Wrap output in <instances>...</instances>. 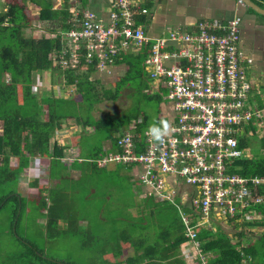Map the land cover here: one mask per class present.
<instances>
[{
  "label": "trees",
  "instance_id": "trees-1",
  "mask_svg": "<svg viewBox=\"0 0 264 264\" xmlns=\"http://www.w3.org/2000/svg\"><path fill=\"white\" fill-rule=\"evenodd\" d=\"M25 1L7 0L4 7L0 5V191L3 192L0 195V211L7 207L12 209V220L17 218L18 211V215L26 211L29 204L20 190V176L30 165L31 159L42 157L50 161V178L59 179L57 186H62L49 191L48 198L52 201L51 206L43 200L37 207L42 214L43 211H47V214L43 216L47 218L50 232L58 231L63 235L64 232L82 230L83 226L78 224V220L74 223L72 218L67 230L58 229L57 226L60 218H69L66 214L72 212L70 203L66 201L72 193L85 192L89 198L102 194L104 203L97 209L99 214L96 218L100 217L98 220L103 224L108 215L109 218L114 217L112 220L115 224L117 220H122L123 226L115 228V224H112L109 232L104 234L103 240H98L100 227L93 226L91 231L92 236L94 233L93 238L95 237L96 243L102 245L108 238L110 246L117 245L120 241V243L124 241L131 245L133 254L126 259V264L164 263L162 261L173 257L174 251L186 241L179 210L173 205L166 207V203L155 202L153 195L147 198H136L133 195L132 186L135 185L139 189L140 185L127 174L124 175L126 177L124 179L129 181L130 189L122 183L118 184L120 187L115 188L114 185L119 183L117 178L120 171H127L132 165L107 162L100 168L98 164L99 161H105L110 154L122 153L123 149L118 144V140L125 136L126 133L123 131L128 130L130 118L138 123L135 131L132 130L133 133H131L138 136V138L135 136V150L137 153L143 152L146 147L145 138L142 139L138 134L144 133L149 123L148 117L140 118L139 114L124 113L121 116H107V118L95 120L91 115L98 102L115 100L122 88L130 81L136 78L147 80L143 64L148 48L137 55L122 54V58L117 59L116 63L120 61L128 63L126 80L117 83L115 91L102 89L99 92L98 80L91 78L97 71L95 63L85 66L84 59H81L82 61L76 67L67 68L63 66L62 58L59 56L54 58L63 51L67 52V58H69L70 46L66 38L59 34L58 28L67 31L77 27L78 23L71 8L79 11L87 9L89 0H29L38 5L40 8L38 21L46 22L51 26L49 31L57 34L55 39L25 38L19 34L21 30L28 28L31 19ZM252 1L264 9V0ZM59 3V8H55L54 5ZM145 6L149 11L153 9L150 3ZM254 14L264 21L262 15L249 8L244 12L245 17L255 16ZM79 17L81 18L82 15ZM136 19L142 26L149 21L147 16H137ZM224 20L226 22V19ZM193 33V31L188 32L189 35ZM46 72L65 80L64 85L73 87L76 94L81 96V102L55 96L39 97L34 94L32 88L36 75ZM7 74H10L8 79ZM18 88L22 94L21 102L17 94ZM77 106L82 107L81 113L75 111ZM70 119H73L83 131L80 135L81 156L74 159L71 166L72 169L80 171V177L77 180L67 177V166L64 162L66 152L57 141L52 142V138L57 135L55 131L62 127L61 122ZM86 127H91L92 132H84ZM105 140H110L109 152L103 150L102 142ZM239 148L243 150L248 148L250 151L236 160L233 172L246 178L264 179V138L259 140L257 136H254L252 139H242L239 142ZM11 158L19 160L16 168L10 167ZM106 174L114 176L111 180H107ZM115 180L117 181L114 182ZM64 181L71 184L67 187L63 186ZM100 183L103 184L104 189L99 187ZM91 188L95 191L91 192ZM110 188H114L115 191L112 192ZM125 190L129 193L125 192L126 195L122 198L121 193ZM257 195L264 198V184L258 187ZM73 198L76 196L69 201ZM256 208L263 214L262 219L253 223H243L245 228L262 227L264 229V203L257 205ZM183 210L187 214L190 212L188 208ZM76 214H79L78 210ZM83 230L85 236L86 232H88L87 235L89 234V230L85 228ZM236 236L238 242L233 244L225 233L203 230L199 234V240L203 251L212 253L213 264H264V232L258 238L246 231L237 232ZM45 260L51 264H57L48 258ZM179 263L181 264V261Z\"/></svg>",
  "mask_w": 264,
  "mask_h": 264
},
{
  "label": "built area",
  "instance_id": "built-area-1",
  "mask_svg": "<svg viewBox=\"0 0 264 264\" xmlns=\"http://www.w3.org/2000/svg\"><path fill=\"white\" fill-rule=\"evenodd\" d=\"M143 1L111 0L107 21L92 10L80 11L78 26L64 35L70 56L63 51L59 57L64 67L74 68L84 59L85 66L95 63L97 71L110 74L122 54L137 55L148 48L147 77L165 93L172 135L159 145L144 135L146 147L137 153L135 136L126 133L118 140L122 153L110 154L104 164L140 168L144 195L179 210L187 262L210 264L199 240L205 225L262 219L256 206L264 203L257 195L264 179L232 170L236 160L248 153L239 148L245 126L260 119L251 81L254 60L243 45L244 20L239 14L226 22L205 19L192 35L172 32L152 38L136 19L150 13L141 6ZM180 185L190 189L180 193Z\"/></svg>",
  "mask_w": 264,
  "mask_h": 264
},
{
  "label": "rangeland",
  "instance_id": "rangeland-1",
  "mask_svg": "<svg viewBox=\"0 0 264 264\" xmlns=\"http://www.w3.org/2000/svg\"><path fill=\"white\" fill-rule=\"evenodd\" d=\"M6 1L7 0H0L1 7H4ZM193 1L198 2L195 0ZM202 1L204 0H199L198 4ZM25 3L27 4L28 13L31 16V19L28 28L21 30L19 34L23 35L25 38L46 37L50 39H55L57 34L50 33L49 28L51 29V26L46 22L44 23L38 21V12L40 9L38 8V5L30 2L29 0H26ZM164 3V6H162V12L164 14L173 15V13H175L174 11L176 9V6H179L177 0H166V2ZM236 4L240 8L245 10V8L240 2H236ZM54 6L55 8H59L60 3L59 5L55 4ZM71 11L74 12L75 20L79 18V15H81L78 9L71 8ZM255 16L257 18L254 16L247 18L250 23V26L254 27V29H250V35L254 39V41H252L253 39H251L249 32H247V34L245 35L246 44H253L256 42L258 44H264V21H262L263 19L258 15ZM60 29L61 28H58L59 34L62 36H66V32ZM256 29L258 30L257 35L254 34V30ZM67 44L70 43L67 42ZM60 54H62V52H59L57 56L54 57H58ZM126 65L127 62L122 61L115 66H122L124 68L126 67ZM8 75L10 74L6 75L7 79ZM116 82H113L114 84L111 85L112 91H115ZM141 83L142 80H138V78L134 79L131 83V86L132 88H134L133 90L135 91L134 95L132 96L135 100L132 112H134L135 114H139L140 117L146 116L150 119V121L156 120V115L159 111L160 105L154 99L149 98L147 96L148 93L146 91L140 90V88H142L140 86ZM64 84L65 80L57 77L54 74H50L48 72H46L45 74H37L34 86L32 88V92L38 95L39 97L55 96L56 98H69L72 100L81 101V98L78 95L77 96L79 97V99L76 98V91L73 89V87H68ZM19 89L20 88H18L17 94L21 102L22 94ZM121 92V96L117 101H115L116 103H112L111 101L107 100L101 101L102 103L98 102L100 104L97 103L96 107L93 110L94 117L96 119L103 118L105 115L113 114L119 111L120 109L126 111L131 105V98L129 95L133 91L131 92L129 88L124 87ZM75 111L81 113L82 107L77 106L75 108ZM70 121L73 120H63V129L56 135V137L52 138V142L57 141L66 152L64 162L67 166V177L69 179L77 180L80 174L79 172L71 169V164L73 163L75 158H79L81 156V140L78 136L73 135L75 133H73L72 128H69L70 125L68 124V122ZM65 125L66 127H64ZM254 136L256 135H252L249 138L252 139ZM255 142L256 140L254 141V143ZM104 144L109 146L110 142H108V144L107 142ZM105 148H107V146H105ZM98 163L100 168L105 166L104 161H99ZM18 164L19 160L17 158H11V168H16ZM49 175L50 161L48 159L42 157H36L35 159H31L30 165L20 176V190L27 198L29 204L28 208L24 213H22V215H18V211L17 218H14L13 220L11 217L12 209L7 207L0 211V264H17L18 262H20V264H51L46 261L45 258H48L49 260H52L57 264H90L91 258L88 252V245L83 246V244L86 242L84 240L85 231L83 230V228L87 230L89 228V233H92L91 230H93V226H99L100 228L98 229V234L104 235L109 232V230L111 229V225L115 224V222L112 220V218L114 217L109 218L108 215L107 220L105 222H102L103 224H101V222H99L98 220V218L100 217L96 218L98 214L97 209L102 203H104L102 194L99 196L96 195L91 196L90 198L83 199L85 196L87 197V194L85 192H77L76 194L72 193L71 196L66 199V201L68 200V202L70 203L72 209V212H68L66 216H69V219L75 218L76 212L78 210L79 214L77 215L78 217H76V220L82 219L78 222V224H83L82 230L75 231L72 233L64 232L63 235L61 234V232L58 233V231L50 232L49 227L47 226V218L43 216V214H47V211H43L42 214V211L37 207L39 206L38 204H40L43 200H46L48 206H51L52 201H50L48 198L49 191L52 188L57 189L62 186H57L59 179H51ZM106 176L107 180H111V177H113L114 175L106 174ZM117 180L119 183H117V185H114L115 188L120 187V185L118 184L122 183L124 185H127L125 187L130 189L129 181L127 179L122 178L119 181V178H117ZM117 180H115L114 182H116ZM70 184L71 183H69L68 181L63 182V186L66 187ZM99 187L102 188L103 184L100 183ZM110 189L112 190V192L115 191L114 188ZM125 192L129 193L127 190L122 192V198L125 197ZM2 193L0 191V195H2ZM75 196L76 198H73L69 201L70 198ZM175 198H177V196H175ZM69 219H60L57 224L59 229L65 230L66 228H68ZM122 226V220H117L115 228H122ZM204 227L205 228L203 229L206 231L212 230L215 233H225V235H227V237L231 239L233 244L238 242L237 238L234 237V234L236 235L237 232L246 231L247 233L254 234L256 238H258L259 235L264 232V229L262 227L245 228L243 224L236 225L233 223L228 225L227 230L226 227L223 228V225L214 223L207 226L205 225ZM12 231L14 232V234ZM230 233L232 236L230 235ZM211 254L212 253H210L209 255ZM7 255L8 259L6 258Z\"/></svg>",
  "mask_w": 264,
  "mask_h": 264
},
{
  "label": "crops",
  "instance_id": "crops-1",
  "mask_svg": "<svg viewBox=\"0 0 264 264\" xmlns=\"http://www.w3.org/2000/svg\"><path fill=\"white\" fill-rule=\"evenodd\" d=\"M192 1L191 0H177L179 6L178 7L176 6V9L174 11L175 13H173V15L172 14H164L162 12V6H164V4H165L164 2H166V0H146V1H143L141 4V6L143 8H147L145 5L148 3L153 5V9H151L149 15L147 16L149 21H148V23H146L143 26V27H145V31H147L148 34L152 38L164 37V36H166L172 32H179V33L181 32L184 34H188V32L195 31L197 24L202 20H205V19H210V20L221 19V20H224V19L232 18L233 16L238 15V14L240 16H242L244 18V22H245V23H243V38H244V44L243 45H244V48H245V51L247 52V54H249L254 60L253 67L251 69L253 71V75L251 76V81H252L253 87H254L253 100H255L256 109L260 112V115H259L260 119L255 121L254 123H251V124L245 126L244 133H243V135L239 141H241L242 139H250L249 137H251L252 135H256L259 140L264 138V44H255V43L246 44V40H245V35L247 34V32H249V35H250V29H254L253 26L252 27L250 26V23L247 19L249 17H253V15L245 17L244 11L242 10V8H240L236 4V2H237L236 0H204V1L200 2L199 4H198L199 0H195L198 2H194V1L192 2ZM87 9L94 11L98 15L100 20L107 21L109 12L111 10V0H95V3H94V0H89ZM254 17H256V16H254ZM249 26H250V28H249ZM256 30H254V31H256ZM257 33H258V31H257ZM250 37H251V35H250ZM251 39H253V38L251 37ZM252 41H254V39ZM127 70H128V63L126 65V67H124V68L122 66H113V68L110 70V74H108L107 72L96 71L93 73L91 78L98 80L99 85L97 88H98L99 92H101L102 89L103 90L104 89L112 90L111 85L114 84L113 82L117 81L115 83V87H116L117 83H120V82L122 83L126 80ZM146 78H147V80L145 79V81H143V79H141V78H138V80L139 79L142 80V83L140 85L142 88H140V90H142V91L145 90L148 93L147 96L149 98L154 99L155 101H157L159 103L160 107H159V111L156 115V120H159V119H167L168 120L167 117L170 114V106L167 102H165V100L163 98L165 93H163V90L160 89L158 84H156V83H154L148 79L147 72H146ZM130 82L132 83V81H130ZM130 82L127 83L128 85L126 84L124 86L126 88H129L131 90V92L133 91L129 95L131 98L130 107L126 111L120 109L119 111H117L113 114L105 115L103 118H107V116H121L124 113H134V112H132V110H133L132 108L135 104V100L133 99L132 96L134 95L135 91L133 90L134 88H132ZM121 93L122 92H120V95L118 96V98H116L115 100H111V102L114 103L115 101H117L119 99V97L121 96ZM75 95H76L77 99H79V97L81 98L80 95H78V94H75ZM74 101L75 102H81L80 100L79 101L74 100ZM100 103H102V102H100ZM100 103H98V104H100ZM95 107H96V105L94 106V108ZM93 110L91 112V115L93 116V118L95 120L102 119V118L96 119L93 115ZM140 118H143V117H140ZM70 120H73V119H70ZM129 121H131L130 126H129L128 130L125 129L123 131V133H130L131 134V133H133L132 130L135 131V129L137 127L138 123L136 120L130 118ZM148 121H150L149 118H148ZM61 124H62V127H61V129H57L55 131L56 134H58L63 129V121L61 122ZM68 124L70 125L69 128H72L73 133H75L73 135H76L80 138V135L83 132L80 129L81 127L76 125L74 120L68 122ZM64 127H66V125ZM92 130L93 129L91 127H86L84 132L91 133ZM138 135H139V137H142V139L144 138V133L142 135H140V134H138ZM133 136H136L138 138L137 134H135ZM106 142L108 144V142H110V140L103 141L102 147H103V150H108L106 152H109L110 145L109 146L105 145L104 143H106ZM105 146H107V148H105ZM249 151L250 150L248 148L245 150V152H249ZM244 155H246V154H244ZM72 164H71V166H72ZM71 169H72V167H71ZM73 170L79 172V174H80L79 170H77V169H73ZM138 170H140V168H137L135 166H132L127 171L122 170V171H120L118 178L120 181V179H122V178L124 179V177H125L124 175L127 174L129 178L134 179L140 185L139 189L136 188L135 185L132 186V190H134L133 195L135 197H139V198H143V197L147 198L149 196L144 195V191H145L144 186L142 185V183L138 179L139 173H141V171L138 172ZM57 184H59V182ZM189 189L190 188H188L187 186L182 185L181 189H177V190L180 191V193L181 192L185 193V192H188ZM139 191H141V195H139ZM91 192H94V190L92 188H91ZM87 198H89V196ZM154 200H156V198ZM180 200H181V198L178 197V201H180ZM155 202H160V201L156 200ZM165 206L170 207L172 205L166 203ZM98 214H99V212H98ZM98 214H97V216H98ZM77 215L78 214H76L75 218H72L74 220V223H75V221H77L76 220V217H78ZM60 219H64V218H60ZM59 220L57 222H59ZM70 220L71 219H69V221ZM79 220H82V219H79ZM79 220H78V222H79ZM214 224H221V225H223V228L226 227V230H227V227L229 225V223H218V222L214 223ZM81 225H83V224H81ZM58 229H59V227H58ZM65 230H67V228ZM88 230H89V228H88ZM75 231L76 230H72L70 232L72 233ZM87 233L88 232H86V236L84 238V240L86 242L83 244V246L88 245V249H89L88 252H89V254H90L89 256L91 258L90 264H119V263L120 264H126V259L128 257L132 256V254H133L132 246L126 244L124 241H122V243H120L121 241L118 242L117 245L113 244L112 246H110V241L108 238H106L107 240H105L103 242V244L100 245V244L96 243L95 237L93 238L94 233H93V236H92V233H89L88 235H87ZM230 235H231V233H230ZM104 236L105 235H98V240L105 239ZM234 237L237 238V236L235 234H234ZM183 243H181L179 248L174 251L173 257L169 258L166 261H162V262H164L165 264H180L179 262L181 261V264H195L193 261L187 262V260L185 259V257H184L185 254L183 251L184 250ZM200 243H201V241H200ZM201 247H202V243H201ZM111 249H113V251ZM202 250H203V247H202ZM205 254L208 257L209 263L213 264V262L211 261V255H209L210 253H205ZM6 258L8 259V255ZM176 261L178 263H176ZM195 262H197V264H198L197 260ZM164 263H162V264H164ZM17 264H20V262H18ZM141 264H143V263H141Z\"/></svg>",
  "mask_w": 264,
  "mask_h": 264
},
{
  "label": "clouds",
  "instance_id": "clouds-1",
  "mask_svg": "<svg viewBox=\"0 0 264 264\" xmlns=\"http://www.w3.org/2000/svg\"><path fill=\"white\" fill-rule=\"evenodd\" d=\"M243 7L245 6L243 5ZM172 132V122L167 119H159L152 120L149 122L148 126L144 131V135L147 137L149 143L159 145L163 144L172 135Z\"/></svg>",
  "mask_w": 264,
  "mask_h": 264
},
{
  "label": "water",
  "instance_id": "water-1",
  "mask_svg": "<svg viewBox=\"0 0 264 264\" xmlns=\"http://www.w3.org/2000/svg\"><path fill=\"white\" fill-rule=\"evenodd\" d=\"M236 1L240 2L246 8H249L264 17V9L259 7L257 4H255L251 0H236Z\"/></svg>",
  "mask_w": 264,
  "mask_h": 264
},
{
  "label": "flooded vegetation",
  "instance_id": "flooded-vegetation-1",
  "mask_svg": "<svg viewBox=\"0 0 264 264\" xmlns=\"http://www.w3.org/2000/svg\"><path fill=\"white\" fill-rule=\"evenodd\" d=\"M244 8H245V10H243V9H242V10H243L244 12H246V11H247V10H246L247 8H246V7H244ZM257 31H258V30L254 31V34L257 35V34H258ZM255 44H258V43L256 42Z\"/></svg>",
  "mask_w": 264,
  "mask_h": 264
}]
</instances>
